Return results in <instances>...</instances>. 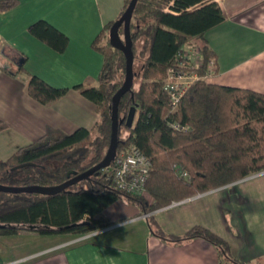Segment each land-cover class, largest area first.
I'll list each match as a JSON object with an SVG mask.
<instances>
[{
  "label": "trees",
  "instance_id": "obj_1",
  "mask_svg": "<svg viewBox=\"0 0 264 264\" xmlns=\"http://www.w3.org/2000/svg\"><path fill=\"white\" fill-rule=\"evenodd\" d=\"M130 1L126 0L125 9ZM19 3L0 0V12ZM219 4L217 0L137 2L130 32L135 77L131 92L125 93L119 103L118 155L136 145L152 160L146 193L137 195L118 188L113 174L104 169L53 195L0 192L2 234L35 226L41 234L84 235L111 226L113 221L103 212L120 199L138 205L148 214L264 171L263 93L225 88L201 78L172 111L171 97L164 90L168 69L179 66L178 54L184 46L201 48L202 77L210 61H217L206 35L226 21ZM124 11L108 22L93 42L104 56L98 84L76 87L96 105L100 120L91 130L79 128L72 133L48 128L38 140L0 159V184L56 186L104 159L111 143L113 97L123 86L127 72L125 55L111 44L110 31ZM29 31L60 53L69 45L68 36L45 20L32 24ZM123 33L121 27L122 37ZM137 66L139 71L135 70ZM67 91L36 75L27 85L29 95L44 105L60 99ZM136 104L135 123L129 127L127 116ZM173 123L187 126V130H176ZM123 128L127 136H122ZM174 164L181 165L190 177H180ZM70 172L73 173L69 175ZM148 221L152 232L163 240L204 238L220 250L224 263L245 264L234 258L228 241L204 226L196 225L183 235L172 236L159 226L154 215Z\"/></svg>",
  "mask_w": 264,
  "mask_h": 264
},
{
  "label": "crops",
  "instance_id": "obj_2",
  "mask_svg": "<svg viewBox=\"0 0 264 264\" xmlns=\"http://www.w3.org/2000/svg\"><path fill=\"white\" fill-rule=\"evenodd\" d=\"M19 1L17 7L0 12V159L51 127L68 133L94 128L100 120L96 105L76 87L98 84L104 56L93 42L126 4ZM217 1L226 21L206 35L218 66L209 83L264 94V0ZM40 20L68 36L63 53L30 33V26ZM32 75L68 91L44 105L27 92ZM103 215L113 224L84 235L41 234L29 228L10 235L0 231V264H236L224 263L220 250L204 238H159L149 226L150 215L172 236L204 226L228 241L234 258L264 264V171L152 213L120 199Z\"/></svg>",
  "mask_w": 264,
  "mask_h": 264
},
{
  "label": "built area",
  "instance_id": "obj_3",
  "mask_svg": "<svg viewBox=\"0 0 264 264\" xmlns=\"http://www.w3.org/2000/svg\"><path fill=\"white\" fill-rule=\"evenodd\" d=\"M201 48L197 45L184 46L179 56V66L169 67L164 90L171 97L170 109L175 111L187 91L201 78L210 80L217 73V61L211 60L206 74L202 77L200 68L204 64ZM172 128L176 130H187V126L173 123ZM153 162L136 145H132L121 154H117L111 166L105 168L113 174L115 184L118 188L142 195L146 193L148 177L150 176ZM176 172L180 177L188 178L189 173L179 164H174Z\"/></svg>",
  "mask_w": 264,
  "mask_h": 264
},
{
  "label": "water",
  "instance_id": "obj_4",
  "mask_svg": "<svg viewBox=\"0 0 264 264\" xmlns=\"http://www.w3.org/2000/svg\"><path fill=\"white\" fill-rule=\"evenodd\" d=\"M138 0H131L128 7L125 9L122 16L113 24L110 31V41L111 44L121 50L126 58L127 62V72L126 79L123 86L117 91V93L113 97V107H112V135H111V143L107 150V153L104 159L97 165L93 166L89 170L76 174L74 177L68 179L62 184L56 186H9L0 184V192H8V193H36L42 195H53L60 193L64 190H67L69 187L79 183L82 180L88 179L90 176L95 174L96 172L103 170L114 162L119 147V127H120V119H119V103L121 101L122 96L127 92H131L133 87V80L135 77L134 73V52H133V40L131 37V20L133 19V14L135 8L137 6ZM124 29V37L120 35V28ZM19 65H21L19 63ZM133 105L129 111L127 116V126L132 127L135 123V117L137 114V109L139 106ZM73 172H70L71 175ZM0 227H3L0 225ZM37 227L30 226L29 229L35 230Z\"/></svg>",
  "mask_w": 264,
  "mask_h": 264
},
{
  "label": "rangeland",
  "instance_id": "obj_5",
  "mask_svg": "<svg viewBox=\"0 0 264 264\" xmlns=\"http://www.w3.org/2000/svg\"><path fill=\"white\" fill-rule=\"evenodd\" d=\"M139 69L140 68L138 66L135 68V70H137V71H139ZM136 86H138V84H136ZM122 136H127V132H126L125 128L122 129Z\"/></svg>",
  "mask_w": 264,
  "mask_h": 264
}]
</instances>
